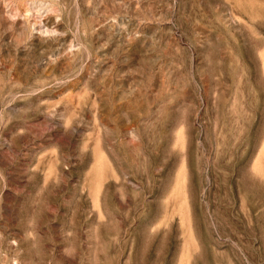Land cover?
<instances>
[{
  "label": "rangeland",
  "instance_id": "1",
  "mask_svg": "<svg viewBox=\"0 0 264 264\" xmlns=\"http://www.w3.org/2000/svg\"><path fill=\"white\" fill-rule=\"evenodd\" d=\"M0 264H264V0H0Z\"/></svg>",
  "mask_w": 264,
  "mask_h": 264
}]
</instances>
